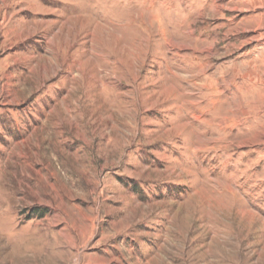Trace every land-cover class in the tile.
Masks as SVG:
<instances>
[{
  "label": "rangeland",
  "instance_id": "374dc122",
  "mask_svg": "<svg viewBox=\"0 0 264 264\" xmlns=\"http://www.w3.org/2000/svg\"><path fill=\"white\" fill-rule=\"evenodd\" d=\"M0 264H264V0H0Z\"/></svg>",
  "mask_w": 264,
  "mask_h": 264
}]
</instances>
